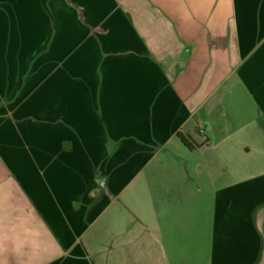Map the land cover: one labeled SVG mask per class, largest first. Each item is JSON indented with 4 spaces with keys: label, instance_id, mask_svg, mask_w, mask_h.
<instances>
[{
    "label": "crops",
    "instance_id": "obj_1",
    "mask_svg": "<svg viewBox=\"0 0 264 264\" xmlns=\"http://www.w3.org/2000/svg\"><path fill=\"white\" fill-rule=\"evenodd\" d=\"M96 6L83 97L0 112V264H264V5Z\"/></svg>",
    "mask_w": 264,
    "mask_h": 264
},
{
    "label": "rangeland",
    "instance_id": "obj_2",
    "mask_svg": "<svg viewBox=\"0 0 264 264\" xmlns=\"http://www.w3.org/2000/svg\"><path fill=\"white\" fill-rule=\"evenodd\" d=\"M264 5V0H237ZM106 0H0V112L19 120L51 119L53 103L83 97L86 51L101 48L99 18ZM95 7V8H94ZM95 41H91V39ZM115 44V43H113ZM91 93V90H88Z\"/></svg>",
    "mask_w": 264,
    "mask_h": 264
},
{
    "label": "trees",
    "instance_id": "obj_3",
    "mask_svg": "<svg viewBox=\"0 0 264 264\" xmlns=\"http://www.w3.org/2000/svg\"><path fill=\"white\" fill-rule=\"evenodd\" d=\"M177 137H178L179 139H181L180 135H177Z\"/></svg>",
    "mask_w": 264,
    "mask_h": 264
},
{
    "label": "water",
    "instance_id": "obj_4",
    "mask_svg": "<svg viewBox=\"0 0 264 264\" xmlns=\"http://www.w3.org/2000/svg\"><path fill=\"white\" fill-rule=\"evenodd\" d=\"M263 231H264V228H263Z\"/></svg>",
    "mask_w": 264,
    "mask_h": 264
}]
</instances>
